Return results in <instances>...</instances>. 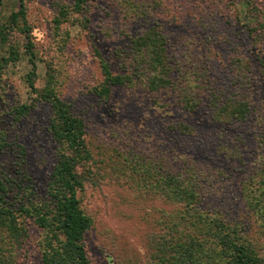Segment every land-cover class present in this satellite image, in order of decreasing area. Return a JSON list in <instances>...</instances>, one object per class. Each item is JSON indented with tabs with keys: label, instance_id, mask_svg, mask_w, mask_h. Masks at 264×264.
<instances>
[{
	"label": "rangeland",
	"instance_id": "rangeland-1",
	"mask_svg": "<svg viewBox=\"0 0 264 264\" xmlns=\"http://www.w3.org/2000/svg\"><path fill=\"white\" fill-rule=\"evenodd\" d=\"M89 3L75 13L70 0H25V10L36 90L52 78L84 127L89 160L77 196L91 219L85 242L92 264H156L164 223L185 209L173 199L184 192L229 230L246 228L264 259V206L253 200L264 188V0ZM17 10L15 0H3L0 20ZM16 40L22 54L24 34ZM121 55H132L125 73ZM103 63L126 76L107 101L97 94ZM30 67L21 59L2 81L3 108L15 113L2 121L11 146L0 154L9 204L24 189L44 199L56 162L52 111L25 83ZM19 221L27 237L0 226V264H40L41 230ZM190 230L178 232L186 234L182 264H230L212 240L200 256Z\"/></svg>",
	"mask_w": 264,
	"mask_h": 264
},
{
	"label": "trees",
	"instance_id": "trees-1",
	"mask_svg": "<svg viewBox=\"0 0 264 264\" xmlns=\"http://www.w3.org/2000/svg\"><path fill=\"white\" fill-rule=\"evenodd\" d=\"M15 1L18 10L12 12L4 21L0 20V154L11 149L7 142L8 133L2 121L10 115L15 118V113L11 109L5 111L3 108V77L9 66L25 59L31 66L24 77L27 87L35 95L36 101L48 103L52 111L48 130L56 145V162L48 179L44 199L32 196L33 190L27 193L24 189V195L20 196L15 203L9 204L6 198L13 191L11 185H7L0 177V226L10 225L15 230H21L27 237L26 229L19 219L31 220L43 235L41 239L43 241L37 243V246L42 244L38 249L40 264H92L85 242V233L90 229L91 219L81 209L77 196L85 186L84 172L89 160L84 127L81 119L72 114L69 106L55 93L52 78L41 93L36 90L35 53L29 35L25 0ZM92 1L94 0H70L69 9L71 12L83 13ZM2 6L3 0H0V13ZM60 15H65V9L60 10ZM17 34H24L23 49L25 51L22 54L18 50ZM148 47L149 45H145V49ZM118 61L125 73L126 70H130L129 64L132 65V55L118 56ZM101 72L104 82L97 94L107 101L113 89L121 86L126 76L112 74L104 63L101 65ZM126 75L129 76V74ZM17 114L21 115V113ZM17 154L23 155L19 151ZM23 160L22 157L18 169L22 177H26L22 169L25 168ZM182 194L192 196L188 198L186 195V197L173 199L185 204L183 207L185 209L176 213L177 218L164 223L167 236L163 238V243L159 246L161 251L156 264L184 263L179 260L182 256L178 255V250L181 248L179 240L180 238L182 240L186 234L181 233L180 236V229L181 232L187 229H192L190 232L195 230L196 234L193 235L198 236L194 238L197 239L195 250L202 257L208 250L206 244L208 246L212 240L215 241L216 248L223 253L222 259L228 260L230 264H264V259H261L258 256L259 253L248 243L251 235L246 228L229 230L228 225L225 226L222 221L214 219L200 209L196 196L192 192ZM253 200L259 208L264 206V188L257 192ZM175 234L178 235L175 236Z\"/></svg>",
	"mask_w": 264,
	"mask_h": 264
}]
</instances>
